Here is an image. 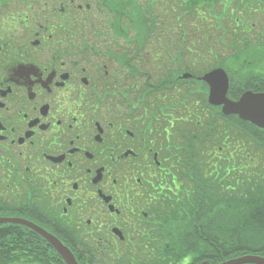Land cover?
<instances>
[{
    "label": "flooded vegetation",
    "instance_id": "obj_1",
    "mask_svg": "<svg viewBox=\"0 0 264 264\" xmlns=\"http://www.w3.org/2000/svg\"><path fill=\"white\" fill-rule=\"evenodd\" d=\"M71 11L25 4L0 19V210L38 223L55 214L78 230L83 264H122L131 256L114 229L151 222L141 213L168 173L170 111L134 97L122 40L60 22Z\"/></svg>",
    "mask_w": 264,
    "mask_h": 264
},
{
    "label": "trees",
    "instance_id": "obj_2",
    "mask_svg": "<svg viewBox=\"0 0 264 264\" xmlns=\"http://www.w3.org/2000/svg\"><path fill=\"white\" fill-rule=\"evenodd\" d=\"M169 1L107 0V4L109 11L115 13L116 21L122 23L123 36L127 37L138 23L140 28L136 38L139 42L143 35L141 42L148 34L161 35L163 25L171 26L172 32L177 26L176 36H162L171 41L170 54H177V61L181 60L182 54H209L217 59L218 56L264 53V0H176L166 6ZM152 24L161 26L150 29ZM219 63L231 70L235 62L220 59ZM204 116L207 117L206 112ZM196 156L188 154L186 169L190 182L194 186L198 184L200 197L179 207L173 215L175 218L165 222L169 235L165 247L171 264L176 263L177 255L194 252L197 241H203L207 250L210 246L217 248L214 255L218 261L244 252L264 255V174L248 177L237 173L230 159L225 163L218 162V167L224 166L227 171L221 172L215 167L204 174L201 167L209 164L203 159L199 162L200 156ZM228 173H234L233 188L220 185L219 193L215 194L210 186L213 178L216 175L225 178ZM246 178L248 188L244 187ZM17 231L12 229V233L20 237L21 231ZM206 234L208 237L204 236ZM20 258L19 254H0V264ZM57 264L63 263L59 260Z\"/></svg>",
    "mask_w": 264,
    "mask_h": 264
},
{
    "label": "water",
    "instance_id": "obj_3",
    "mask_svg": "<svg viewBox=\"0 0 264 264\" xmlns=\"http://www.w3.org/2000/svg\"><path fill=\"white\" fill-rule=\"evenodd\" d=\"M205 78L208 79L210 83H215V86L212 88V98L214 102L224 104L223 109L226 113H239L243 118L251 120L258 126L264 127V94L246 93L244 96H242L239 102H230L226 98L228 77L222 69L211 72L210 74L206 75ZM9 221L22 223L32 227L56 246L67 264H78L74 256L66 247H64L56 238L46 233L42 229L21 219H10ZM244 263L264 264V257L258 255H245L226 261L222 264Z\"/></svg>",
    "mask_w": 264,
    "mask_h": 264
},
{
    "label": "bare ground",
    "instance_id": "obj_4",
    "mask_svg": "<svg viewBox=\"0 0 264 264\" xmlns=\"http://www.w3.org/2000/svg\"><path fill=\"white\" fill-rule=\"evenodd\" d=\"M197 245L198 246H202V242L201 241H197ZM209 256H210V261L211 262L215 263V262L218 261V258L216 257V255L210 254Z\"/></svg>",
    "mask_w": 264,
    "mask_h": 264
},
{
    "label": "rangeland",
    "instance_id": "obj_5",
    "mask_svg": "<svg viewBox=\"0 0 264 264\" xmlns=\"http://www.w3.org/2000/svg\"><path fill=\"white\" fill-rule=\"evenodd\" d=\"M171 1H173V0H171ZM1 16H2V15L0 14V19H1ZM255 67H258V66H255Z\"/></svg>",
    "mask_w": 264,
    "mask_h": 264
}]
</instances>
